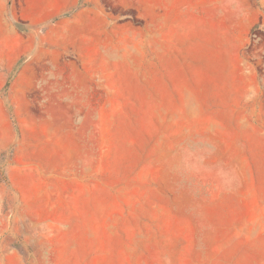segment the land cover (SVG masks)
Wrapping results in <instances>:
<instances>
[{
	"label": "rangeland",
	"instance_id": "obj_1",
	"mask_svg": "<svg viewBox=\"0 0 264 264\" xmlns=\"http://www.w3.org/2000/svg\"><path fill=\"white\" fill-rule=\"evenodd\" d=\"M0 264H264V0H0Z\"/></svg>",
	"mask_w": 264,
	"mask_h": 264
}]
</instances>
